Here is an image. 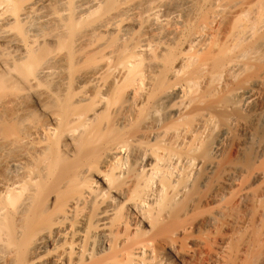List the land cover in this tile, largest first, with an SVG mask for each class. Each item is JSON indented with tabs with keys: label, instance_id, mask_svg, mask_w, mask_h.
<instances>
[{
	"label": "bare ground",
	"instance_id": "6f19581e",
	"mask_svg": "<svg viewBox=\"0 0 264 264\" xmlns=\"http://www.w3.org/2000/svg\"><path fill=\"white\" fill-rule=\"evenodd\" d=\"M263 240L264 0H0V264Z\"/></svg>",
	"mask_w": 264,
	"mask_h": 264
},
{
	"label": "rangeland",
	"instance_id": "374dc122",
	"mask_svg": "<svg viewBox=\"0 0 264 264\" xmlns=\"http://www.w3.org/2000/svg\"><path fill=\"white\" fill-rule=\"evenodd\" d=\"M256 184V186H259V184L260 183H255ZM223 233L222 234H227L229 231H222ZM235 241V242H234ZM237 240L235 239V240H233V247L234 248H237V247H239V246H237V245H239V241H237ZM264 241V240H263ZM238 243V244H237ZM261 243H263V245H264V242H261ZM260 244V243H259ZM258 244V245H259ZM261 246H263L262 244H260ZM259 245V247L257 246V248L259 249L261 246ZM264 247V246H263ZM262 248V247H261ZM259 249V251L260 252H262V250L264 251V248H262V249ZM238 251H239V249H237ZM256 250V249H255ZM254 250V251H255ZM252 252L253 251H251L250 252V256L247 254V258H246V256L244 257V256H241V255H239L238 257H239V261H238V257H234L233 256V254H232V256H229V255H231V254H228V257H226L225 259H227V260H224V262L223 261H221V263H219V264H264V253H263V255L262 254H258L257 256L255 255L256 253H258V250L256 251V253L253 255L252 254ZM259 252V253H260ZM252 254V255H251ZM262 255V256H261ZM199 257H197V259H196V261L194 260L193 261V263L191 262L190 264H217L216 262H215V260H213L214 259V256L213 255H211V254H208V253H206V254H201V255H198ZM201 256V257H200ZM259 256H261V257H259ZM263 257V258H262ZM234 258V259H233ZM256 258H258V259H256ZM230 259V260H229ZM261 260V261H260ZM176 261V264H180V262H178V260H175ZM225 261H226V263H225Z\"/></svg>",
	"mask_w": 264,
	"mask_h": 264
}]
</instances>
